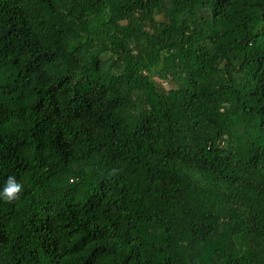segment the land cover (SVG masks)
Instances as JSON below:
<instances>
[{"label":"trees","instance_id":"1","mask_svg":"<svg viewBox=\"0 0 264 264\" xmlns=\"http://www.w3.org/2000/svg\"><path fill=\"white\" fill-rule=\"evenodd\" d=\"M9 176L0 264H264V0H0Z\"/></svg>","mask_w":264,"mask_h":264},{"label":"clouds","instance_id":"2","mask_svg":"<svg viewBox=\"0 0 264 264\" xmlns=\"http://www.w3.org/2000/svg\"><path fill=\"white\" fill-rule=\"evenodd\" d=\"M23 185L17 181L15 176H9L5 182L3 190L0 191V199L11 204L21 198Z\"/></svg>","mask_w":264,"mask_h":264},{"label":"rangeland","instance_id":"3","mask_svg":"<svg viewBox=\"0 0 264 264\" xmlns=\"http://www.w3.org/2000/svg\"><path fill=\"white\" fill-rule=\"evenodd\" d=\"M166 85V83H164Z\"/></svg>","mask_w":264,"mask_h":264}]
</instances>
